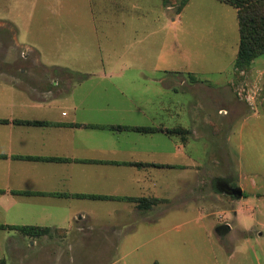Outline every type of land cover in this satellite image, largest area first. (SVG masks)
<instances>
[{
  "label": "rangeland",
  "instance_id": "1",
  "mask_svg": "<svg viewBox=\"0 0 264 264\" xmlns=\"http://www.w3.org/2000/svg\"><path fill=\"white\" fill-rule=\"evenodd\" d=\"M33 1L0 0V18L16 22L20 39L25 42L34 40V43L42 47L44 58L51 64L54 62L85 73L95 72L92 79L104 83L98 84L99 91L96 94L102 104L110 98L116 103L125 101L127 104L126 97L130 96L138 106L146 108L149 101L144 93L146 89L138 83L148 78L167 77L176 80L183 77L193 81L192 77L195 76L219 86L217 83L227 81L234 74L232 79L235 86L229 89L221 84L224 87L215 88L212 98L215 108L230 106L229 118L221 120L215 117L212 121H205L209 130L216 132L213 135L209 131L208 137L191 135L188 153L204 163L206 171L212 173L215 179H228L232 186L241 185L245 191L242 197L227 196L215 186V180L210 176L196 184L198 190L207 192V195L212 192L220 195L221 199L214 200L217 220L220 216H227L222 211L229 208L228 203L232 199L235 209L246 212L247 222L251 220L252 214L256 219L264 220V54L254 60L247 70H236L240 33L237 9L234 6L219 0H189L184 7L182 0H64L68 2L66 8H32ZM35 1L41 4L46 0ZM62 15L71 20L69 25H65L68 28L65 40L60 31L58 34V27L61 25L50 22V19ZM174 18L177 20L173 21ZM38 19L44 23L41 24ZM51 28H57V31L53 32ZM15 29L10 24L0 28V66L3 69H6L7 63H19L7 60L6 44L8 41L10 43ZM30 29L36 31L34 39ZM17 73H20L19 69ZM35 73L41 74L40 71ZM112 83H116L126 95L117 94ZM219 91L222 96L218 94ZM116 97H120L122 101ZM161 97L164 102L162 104L171 109L164 119L150 121L145 116H131L133 113L126 112L128 121L123 122L141 127H153L155 123L164 129L183 127L189 134L190 129L192 131L199 125L194 124L187 111L186 99L173 94ZM242 112L247 114L246 118L237 121L236 116ZM196 128L200 130L201 126ZM163 132L156 136L139 131L128 132L121 135L119 146L140 145L143 148L141 152H145L150 144H159L156 140L172 136ZM166 145L168 152L171 146ZM161 150H164L163 146ZM183 159L186 160L185 157ZM52 167L56 170L54 177L57 187L60 173L65 168L58 165ZM194 197L195 195L192 199ZM135 199L132 202L139 209L148 212L152 209L151 216L156 221L148 223L146 220L136 219L134 227H127V231L115 227V223L127 218L119 210L121 205L118 203H83L71 200L52 203L40 213L45 219L39 221L66 222L79 210L87 209L92 211L88 213L101 232L76 233L71 230L68 233L57 229L41 237L28 236L27 241L32 239L33 245H38V249L31 253L27 263L256 264L243 257H249L251 251L229 257V250L233 251L243 245L244 238L239 233H234L230 237V243L223 247L217 242V234L214 235L208 229L207 219L197 220L201 215L197 209L191 210L190 207L179 211L171 208L167 215L155 216L159 212L161 200L154 197ZM210 200L208 197L205 200L188 201L204 210V203L207 204ZM185 201L183 196L182 201L175 202L185 204ZM258 201H262L263 210L260 212L253 213L247 208L260 203ZM104 228L109 230L105 231L107 229ZM219 236L223 238L222 234ZM3 237L4 232L0 231V255L4 249L2 246L5 245H2ZM252 238H257L255 232ZM261 240L264 241V238ZM52 242L56 249H52ZM60 245L69 252L68 255L66 251L64 255L61 249H57ZM47 250H58L59 253L52 256L46 254ZM259 259L260 264H264V246L259 251Z\"/></svg>",
  "mask_w": 264,
  "mask_h": 264
},
{
  "label": "crops",
  "instance_id": "2",
  "mask_svg": "<svg viewBox=\"0 0 264 264\" xmlns=\"http://www.w3.org/2000/svg\"><path fill=\"white\" fill-rule=\"evenodd\" d=\"M67 4L68 2L64 0H46L41 4L34 0L31 6L32 8L40 6L66 8ZM68 18L62 15L50 19L52 24L61 25L58 27V34L60 31L63 39L68 29L65 25H69L71 21ZM38 20L41 24L44 23ZM176 20L177 18L173 19ZM6 24L14 25L16 28L15 34L10 37V43L8 41L6 44L7 60L11 62L15 60L19 63H7L6 69L0 66V225L48 227L52 230H65L68 233L71 230L76 233L101 232L88 213L92 211L87 209L79 210L66 222L39 221L45 219L40 213L52 203L71 200L83 203L89 201L104 204L118 203L121 205L118 209L127 218L125 221L115 223L117 225L115 227L126 230L129 226L134 227L136 219L146 220L148 223L155 222V218L151 216L152 209L149 210L150 212L143 211L136 207L134 202L124 199L78 198L74 195L154 197L161 200L159 212L155 216L167 215L171 208L179 211L190 207L191 210L197 209L201 212L197 220L207 219L208 229L214 232V235L217 234V242L223 247L230 243V237L234 233H239L240 237L244 238L243 245L233 251L229 250V257L251 251L249 257L243 256L244 259L260 264L259 251L261 246H264V241L261 240L264 238V220L256 219L252 214L251 220L247 222L246 212L235 209L234 199L228 203L229 208L222 211L223 214L227 213V216H220L217 220L214 200L221 199L220 195L215 192L207 195V192L199 191L196 184L205 181L207 176L215 180V186L219 190L221 184L229 186L232 184L228 179L216 178V180L212 173L206 171L207 166L204 163L188 153L191 135L196 137L210 135L205 121H212L215 117L221 120L229 118L230 106L215 108L212 98L215 95L214 91L216 92L215 88L227 86L230 89L235 86L232 79L234 74L227 81L217 83L219 86L198 77L193 81L185 80L183 77H178L176 80L175 77L174 80L167 77L148 78L138 83L140 87L146 89L144 93L149 99L146 108L138 106L135 99L130 96L126 97L127 104L125 101L121 104L116 103L112 98L104 100L102 104L96 95L99 91L98 84L102 82L92 79L96 75L95 72L85 73L54 62L51 64L44 58L42 47L34 43V40L25 42L20 39L16 22L8 18H0V28H4ZM51 29L53 32L57 31V28ZM29 31L34 39L36 31L33 29ZM18 69L20 73H17ZM35 71H40L41 74L38 75ZM112 84L118 91L117 94L126 95L116 83ZM166 94L180 95L181 99H186L187 111L191 114L194 124H199L196 127L201 126V129L198 130L196 127L192 131L190 129L186 140L179 136L158 139L156 141H159V144H150V148L145 152H141L143 148L140 145L119 146L122 134L136 131L113 130L107 127L139 126L123 122L128 121L125 117L126 112L133 113L131 116H145L150 121L164 119L165 114L171 110L162 104L163 99L161 101V96ZM218 94L222 96L221 91ZM116 98L122 101L120 97ZM246 115L245 112L239 113L236 116L237 121L246 118ZM25 121H38L43 124H31ZM159 125L153 123V127L163 128ZM210 132L214 135L216 131ZM157 133L164 132L155 131L149 134L156 136ZM166 144L171 146L168 152ZM162 146L164 150H161ZM28 156L41 157V159H27ZM53 157L68 160H46ZM184 157L186 160L183 159ZM130 163H143V165ZM55 165L65 168L60 173L57 187L54 177L56 170L52 167ZM236 187H240L244 194L241 185ZM221 193L233 196L224 191ZM193 195H195L194 199H192ZM183 196L186 199L185 204L183 202L176 204L175 201H182ZM208 197L211 199L210 202L207 204L203 202L205 204L203 208L206 207L205 213V209L200 210L201 207L189 203L192 200H205ZM258 202L260 203L247 208L253 213L260 212L263 210L262 201ZM104 229L109 230V228ZM0 231L4 232L2 245L5 244L2 246L4 249L0 255V264H28L31 253L38 249V245H33L32 239L30 244L27 241L28 236L17 229L1 228ZM253 231L257 236L255 239L252 238ZM221 234L223 238H220ZM53 244L54 242L51 245L52 249H56ZM57 247L65 255V248L62 245ZM58 250H47L46 254L58 255ZM66 253L69 254L67 251Z\"/></svg>",
  "mask_w": 264,
  "mask_h": 264
},
{
  "label": "trees",
  "instance_id": "3",
  "mask_svg": "<svg viewBox=\"0 0 264 264\" xmlns=\"http://www.w3.org/2000/svg\"><path fill=\"white\" fill-rule=\"evenodd\" d=\"M224 3L230 4L237 9L238 23H239V33L240 42L239 49L237 53V58L235 61V68L238 71H245L251 67L254 60L264 54V0H219ZM189 0H182V7H184ZM193 80L197 77L193 76ZM24 123V121H18ZM31 124H43V122L38 121H25ZM107 128L113 130H134L139 132L151 133L155 131H165L172 136H179L186 140L189 131L183 127L164 129L155 127H132L125 125L108 126ZM27 159H41V157H26ZM46 160L52 161H67L65 158H46ZM134 165H143V163H130ZM27 193V192H25ZM58 196H69V195H58ZM78 198H92V199H124L128 201H136L132 197H108L103 195H74ZM1 228H11L17 229L22 234L27 236L41 237L44 235H49L52 231L48 227L39 226H5L0 225ZM159 264V263H154Z\"/></svg>",
  "mask_w": 264,
  "mask_h": 264
},
{
  "label": "water",
  "instance_id": "4",
  "mask_svg": "<svg viewBox=\"0 0 264 264\" xmlns=\"http://www.w3.org/2000/svg\"><path fill=\"white\" fill-rule=\"evenodd\" d=\"M220 190L224 191L230 195H233L235 197H242L243 196V190L240 187H231L227 184H221Z\"/></svg>",
  "mask_w": 264,
  "mask_h": 264
},
{
  "label": "flooded vegetation",
  "instance_id": "5",
  "mask_svg": "<svg viewBox=\"0 0 264 264\" xmlns=\"http://www.w3.org/2000/svg\"><path fill=\"white\" fill-rule=\"evenodd\" d=\"M232 186V185H231ZM232 187H236V186H232Z\"/></svg>",
  "mask_w": 264,
  "mask_h": 264
}]
</instances>
